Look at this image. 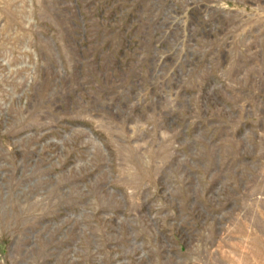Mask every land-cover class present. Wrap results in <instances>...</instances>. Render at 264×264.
I'll return each instance as SVG.
<instances>
[{
	"label": "rangeland",
	"instance_id": "374dc122",
	"mask_svg": "<svg viewBox=\"0 0 264 264\" xmlns=\"http://www.w3.org/2000/svg\"><path fill=\"white\" fill-rule=\"evenodd\" d=\"M0 264H264V0H0Z\"/></svg>",
	"mask_w": 264,
	"mask_h": 264
}]
</instances>
